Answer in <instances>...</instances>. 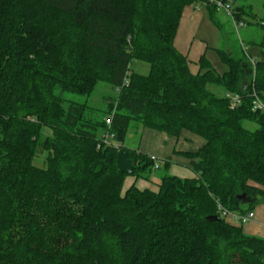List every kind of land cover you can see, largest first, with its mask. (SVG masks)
I'll return each mask as SVG.
<instances>
[{
  "label": "trees",
  "instance_id": "obj_1",
  "mask_svg": "<svg viewBox=\"0 0 264 264\" xmlns=\"http://www.w3.org/2000/svg\"><path fill=\"white\" fill-rule=\"evenodd\" d=\"M196 1L0 0V264H264V239L217 212L264 204V114L252 109L253 94L264 101V40L250 42L257 61L219 49L227 72L201 56L192 74L174 40ZM134 60L149 73L131 71ZM100 84L117 92L103 108L88 100ZM138 129L201 138L185 153L196 177L123 191L126 177L154 170L124 146ZM122 149L131 175L117 168Z\"/></svg>",
  "mask_w": 264,
  "mask_h": 264
},
{
  "label": "rangeland",
  "instance_id": "obj_2",
  "mask_svg": "<svg viewBox=\"0 0 264 264\" xmlns=\"http://www.w3.org/2000/svg\"><path fill=\"white\" fill-rule=\"evenodd\" d=\"M238 5L246 6L254 15L253 18H250L248 16L243 17L246 25L244 28L239 29L238 33L235 31L231 20L221 12L214 13L213 15L216 23L220 28L219 29L212 23V21L210 20V13L205 8L200 11L201 18L199 20L198 27L193 33V40L195 42L194 44L205 46V50L203 52L204 55L203 53L201 55L204 56L213 71L219 75H223L228 70L227 65L224 64L219 57V49L226 50L234 55H239L244 49L252 60L257 61L260 59L259 48L257 46H252L250 42L254 40L256 43H258L264 40L263 32L258 26L259 20L261 19L263 14L262 0H239ZM184 41L186 44V39H184ZM196 45L191 47L190 51V56L193 59H191V67L194 66V62L197 61L198 63V52L196 51ZM149 69V64L137 60L132 61L130 65V70L140 75H147L149 73ZM116 93L117 92L110 86L100 84L96 87L94 93L88 98V100L91 105L103 108L107 103V101H105L104 99H108L111 97L113 98L115 97ZM217 94L220 96L222 95V92L219 91ZM42 132L46 136L51 135V131L47 128H43ZM141 139L142 129H138L136 131L131 130L130 132H128L124 146L131 150H140ZM41 161V159H38L36 161V164L40 165ZM175 169V171L171 172L170 169H164L162 165L159 167V169H154L151 174V180H145L146 182H148L147 188L154 189V184L160 181L162 176H164L165 174H178L179 176L180 173H184V170L182 168ZM141 180L144 179L138 180V183H141ZM138 183L136 185H138ZM127 185L128 180L125 183V186Z\"/></svg>",
  "mask_w": 264,
  "mask_h": 264
},
{
  "label": "crops",
  "instance_id": "obj_3",
  "mask_svg": "<svg viewBox=\"0 0 264 264\" xmlns=\"http://www.w3.org/2000/svg\"><path fill=\"white\" fill-rule=\"evenodd\" d=\"M239 0H234L235 7L238 5ZM207 9V7H204ZM194 7H188L184 10L178 31L174 40L175 49L185 56L188 60V67L192 74L198 72L197 61L194 62V66L191 67L192 58L190 56L191 47H193L195 42L193 40V33L198 27L199 20L201 18L200 11ZM216 13H219L215 11ZM222 13V12H221ZM226 16V15H225ZM186 35V36H184ZM184 39H186V44ZM198 52V60L202 56L201 54L205 50L204 45H196ZM204 55V53H203ZM192 59V60H191ZM204 144V141L198 136L183 132L179 138H172L167 136L164 133L154 132L151 130L144 129L142 130V139L140 144V150L138 153L146 154L150 157H155L158 161L164 159H170L171 164L168 169L171 172L175 171V168H182L184 173H180L179 176L184 177L182 179H192L195 178V174L189 169V160L186 158L185 153H192L199 150ZM179 177L178 174L172 175ZM179 177V178H181ZM128 180V185L125 186V183ZM138 180L135 177L128 176L126 177L123 185V191L127 190L131 185H134L139 190H150L156 192L158 190L160 181L154 184V189H148V182L141 180V183H138ZM151 177L149 178L150 181ZM138 183V185H136ZM259 189L264 191L263 186H257ZM254 219L249 223L242 225L241 228L243 232L250 236H255L264 239V204L257 205L254 209Z\"/></svg>",
  "mask_w": 264,
  "mask_h": 264
},
{
  "label": "built area",
  "instance_id": "obj_4",
  "mask_svg": "<svg viewBox=\"0 0 264 264\" xmlns=\"http://www.w3.org/2000/svg\"><path fill=\"white\" fill-rule=\"evenodd\" d=\"M195 9L199 10L204 7H213L217 12H222L225 14L232 22L235 31L238 33L239 29L244 28L246 22L244 20H238L236 18V12L234 11L235 5L234 0H197L193 6ZM128 77V75H127ZM128 84V79L124 80L123 85ZM119 90V89H118ZM117 90V91H118ZM228 99H230V108H234L240 103V97L238 95H226ZM252 109L253 111H258L264 114V101L261 100L257 95L253 94L252 101ZM110 119L106 120V124H110ZM113 138V135H107L104 138V142L106 144ZM153 161L154 169H159V162L155 157H151ZM217 212L220 218H223L228 223L235 226H242L254 219V212L250 211L249 213L242 215L239 213L231 212L224 209L220 204H217Z\"/></svg>",
  "mask_w": 264,
  "mask_h": 264
},
{
  "label": "water",
  "instance_id": "obj_5",
  "mask_svg": "<svg viewBox=\"0 0 264 264\" xmlns=\"http://www.w3.org/2000/svg\"><path fill=\"white\" fill-rule=\"evenodd\" d=\"M117 168L118 170L126 175H131L134 169V166L132 164L131 159L128 156V153L126 150L122 149L117 153ZM240 200L242 201L243 204H247L250 201L249 197H245V195L239 196ZM209 221L217 220V216L213 217H208L207 218Z\"/></svg>",
  "mask_w": 264,
  "mask_h": 264
}]
</instances>
